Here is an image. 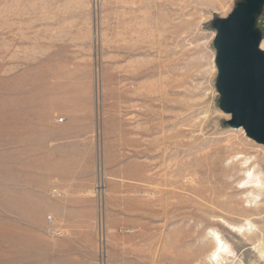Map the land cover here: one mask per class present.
Returning <instances> with one entry per match:
<instances>
[{
	"label": "rangeland",
	"instance_id": "374dc122",
	"mask_svg": "<svg viewBox=\"0 0 264 264\" xmlns=\"http://www.w3.org/2000/svg\"><path fill=\"white\" fill-rule=\"evenodd\" d=\"M238 1L0 0V264H264V145L215 87Z\"/></svg>",
	"mask_w": 264,
	"mask_h": 264
},
{
	"label": "water",
	"instance_id": "95a60500",
	"mask_svg": "<svg viewBox=\"0 0 264 264\" xmlns=\"http://www.w3.org/2000/svg\"><path fill=\"white\" fill-rule=\"evenodd\" d=\"M264 0H239L224 17L213 19L219 108L233 127L264 145V50L256 26Z\"/></svg>",
	"mask_w": 264,
	"mask_h": 264
},
{
	"label": "bare ground",
	"instance_id": "6f19581e",
	"mask_svg": "<svg viewBox=\"0 0 264 264\" xmlns=\"http://www.w3.org/2000/svg\"><path fill=\"white\" fill-rule=\"evenodd\" d=\"M263 44V42L260 44V45H262ZM248 169V168H247ZM247 171V170H246ZM251 174V173H250ZM247 175V174H246ZM244 179V178H243ZM259 179V178H258ZM245 182H248V181H245ZM257 182H258V180H257ZM258 187V186H257ZM221 203V202H220ZM212 218H213V216H212ZM225 220V219H224ZM226 223V222H225ZM233 227H237V229H239V232H242V231H240V229H242L243 227L242 226H240V225H232ZM248 226V225H247ZM245 227H246V225H245ZM251 227H253V226H251ZM251 227H250V229H251ZM248 228V227H247ZM250 229H249V231H250ZM255 229V228H254ZM247 232H248V230H246ZM252 233V232H251ZM251 235V234H250ZM255 235V234H254ZM246 236V235H245ZM213 237H214V240H215V247H214V250L212 251V253H211V256L212 257H214L216 260H217V258L221 255V253H219V251H225V252H230L231 250H229L228 249V247H227V245L225 246L222 242H221V239L217 236V233H214V231H213ZM256 239V238H255ZM262 242V241H261ZM214 243V242H213ZM213 246H214V244H213ZM260 246V245H259ZM260 248V247H259ZM264 248V246L262 247V249ZM261 249V250H262ZM260 250V251H261ZM259 251V252H260ZM263 251V250H262ZM264 252V251H263ZM225 255V254H224ZM210 256V257H211ZM226 256H229V255H226ZM225 256V257H226ZM222 258V257H221ZM224 259V258H223ZM211 260V259H210ZM226 260V259H225Z\"/></svg>",
	"mask_w": 264,
	"mask_h": 264
}]
</instances>
